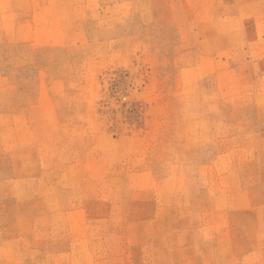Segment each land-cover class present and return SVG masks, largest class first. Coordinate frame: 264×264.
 <instances>
[{"label":"rangeland","instance_id":"1","mask_svg":"<svg viewBox=\"0 0 264 264\" xmlns=\"http://www.w3.org/2000/svg\"><path fill=\"white\" fill-rule=\"evenodd\" d=\"M0 264H264V0H0Z\"/></svg>","mask_w":264,"mask_h":264}]
</instances>
